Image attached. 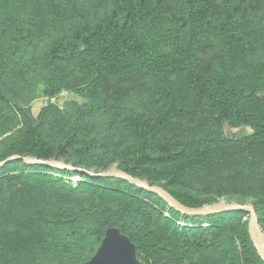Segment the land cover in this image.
Masks as SVG:
<instances>
[{"label": "trees", "instance_id": "16d2710c", "mask_svg": "<svg viewBox=\"0 0 264 264\" xmlns=\"http://www.w3.org/2000/svg\"><path fill=\"white\" fill-rule=\"evenodd\" d=\"M261 17L264 0H0V162L19 158L0 168V264H83L108 229L140 264H264L241 212L182 216L21 160L114 167L187 208L247 201L264 232Z\"/></svg>", "mask_w": 264, "mask_h": 264}, {"label": "water", "instance_id": "95a60500", "mask_svg": "<svg viewBox=\"0 0 264 264\" xmlns=\"http://www.w3.org/2000/svg\"><path fill=\"white\" fill-rule=\"evenodd\" d=\"M17 156L9 157L0 162V168L12 161L18 160ZM25 165H38L55 170L75 171L87 178H115L127 182L142 191L158 197L166 206L182 216L187 217H206L228 212H241L248 217L249 236L251 244L259 258L264 262V234L258 225L257 216L251 204H238L235 202H217L200 208H187L178 203L166 191L158 186L149 185L146 181L133 178L130 175L111 168L106 172L93 173L85 170L74 169L71 165L62 161H40L35 158H22ZM83 264H140L135 257V248L130 241L122 236L117 229L106 230L104 237L91 259Z\"/></svg>", "mask_w": 264, "mask_h": 264}, {"label": "rangeland", "instance_id": "374dc122", "mask_svg": "<svg viewBox=\"0 0 264 264\" xmlns=\"http://www.w3.org/2000/svg\"><path fill=\"white\" fill-rule=\"evenodd\" d=\"M261 20H262L261 21L262 24L264 25V17H261ZM71 98H72V96H67L66 94H61L60 98L57 100L58 105H61L63 101H65L67 99L70 100ZM42 105H43V102H42L41 99H38V100H36L35 102L32 103V105H31V113H32L33 116L37 115V113H38L39 109L42 107ZM225 131H226V134L229 137H239V136H243V135H248L251 132L250 129H248V128H242V129H237V130L225 129ZM4 137H6V135ZM89 172H92V171H89ZM218 202H226V201L220 200ZM229 202L238 203L236 201H229ZM229 202H226V203H229ZM243 204H250V202L245 201V202H243ZM243 204H241V205H243ZM257 220H258V218H257ZM258 225H259V222H258ZM259 227H260V225H259ZM262 233L264 234L263 231H262Z\"/></svg>", "mask_w": 264, "mask_h": 264}, {"label": "built area", "instance_id": "2783aa9c", "mask_svg": "<svg viewBox=\"0 0 264 264\" xmlns=\"http://www.w3.org/2000/svg\"><path fill=\"white\" fill-rule=\"evenodd\" d=\"M53 101V100H52Z\"/></svg>", "mask_w": 264, "mask_h": 264}]
</instances>
